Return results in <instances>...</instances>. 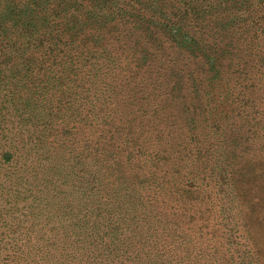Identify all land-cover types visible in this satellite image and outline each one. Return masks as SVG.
<instances>
[{"label":"trees","instance_id":"16d2710c","mask_svg":"<svg viewBox=\"0 0 264 264\" xmlns=\"http://www.w3.org/2000/svg\"><path fill=\"white\" fill-rule=\"evenodd\" d=\"M173 54L207 63L185 81ZM145 72L183 113L207 107L210 135L238 111L264 131V0H0V264H264L233 235L248 223L222 166L226 248L188 252L206 237L153 193L175 148L156 107L174 101L135 90Z\"/></svg>","mask_w":264,"mask_h":264},{"label":"rangeland","instance_id":"374dc122","mask_svg":"<svg viewBox=\"0 0 264 264\" xmlns=\"http://www.w3.org/2000/svg\"><path fill=\"white\" fill-rule=\"evenodd\" d=\"M176 57L180 61V66L185 70L184 72H179V79H182L183 75L190 79L195 73H200L193 70L204 69L203 62L205 60L202 56L189 57V55L183 54L181 57ZM174 59H172V62H174ZM138 73H141V71ZM141 78L146 84L154 83L155 85H146L145 88L139 84L140 87L135 90L143 93L148 91L154 97L157 94L160 102H154L158 104L162 103V99H169L170 102L174 101V105L169 104L166 108L162 107V105L156 107V111L160 112L161 115L160 121L165 120L168 127H170L165 134L162 133L159 137H166L167 141L172 143V147L175 148L170 158L166 159L168 160L167 165L166 161H159L160 168L157 175L161 178L159 180L161 184L154 186L155 192L153 193L162 204L170 205L174 210L173 215L175 217L186 220L189 223L186 224L191 229L206 237L202 242H191L188 252L192 256L200 257L202 254L199 251V247L206 249L207 252H218L220 254L226 248L225 242L228 239V235L225 236V234L230 232L226 222L231 217V213L226 210L227 200L225 199V194L221 192L218 179H216V176H218L216 167L222 166L227 171V177H230L229 181L235 183L237 187L236 204L240 210L242 209V214L239 213L241 216L237 215V218L242 217L248 223L247 226L239 225L237 230L233 231V235L236 234L237 242L240 243L239 247L247 246L253 251L261 252L262 262L264 263V145L260 144L264 142V131H261L262 129L260 128L259 133H255L254 125L247 119L242 121L239 117L245 115V112L238 111V115H234L238 116V119L236 117L234 118L236 120L232 121L233 116L230 118L231 120L224 123L223 127H225L226 131H222L223 136L217 133H215L217 134L215 136L214 133L210 135L209 127L207 126L210 125L212 126L210 128L213 129L216 128V125H214L215 123L210 124V121H204L209 112L206 109L207 107L196 109L193 105L188 104V107L192 109H187L183 113L184 110H181L183 108L177 105L180 104L182 106L181 100L173 95L174 91L176 94L178 91L181 92L178 84L175 85L173 90L168 89V91L172 92L168 97H162L163 89L165 90L166 86L157 77L145 72L140 77H137L135 81H139ZM128 82L127 85H134L133 88L138 84L134 82L132 85L131 81ZM177 110L178 117L176 116ZM138 123H142L141 118L138 119L134 126L139 127ZM192 129L199 132V136H196V144L193 145V154L185 161H180L182 154L177 146L180 142L186 143L185 140L189 137ZM203 129H205L204 133ZM137 130L140 133V129ZM162 130L165 132V129ZM230 135L241 139L245 149H251L247 155L240 153L237 156H233V154H229L230 151L222 149L220 142L226 144L225 142ZM165 167H168V170H172L171 174L168 172L169 175L174 173L176 176H170V180L166 179L163 181L165 172L162 168L165 169ZM181 207L182 210L180 209ZM262 209L263 211H260ZM246 230L250 235L244 234ZM201 261L205 262L206 258H201L199 262Z\"/></svg>","mask_w":264,"mask_h":264}]
</instances>
